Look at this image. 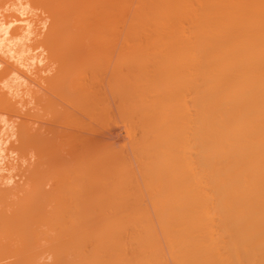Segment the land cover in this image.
<instances>
[{
  "label": "bare ground",
  "instance_id": "obj_1",
  "mask_svg": "<svg viewBox=\"0 0 264 264\" xmlns=\"http://www.w3.org/2000/svg\"><path fill=\"white\" fill-rule=\"evenodd\" d=\"M77 1L0 0V264H264V0Z\"/></svg>",
  "mask_w": 264,
  "mask_h": 264
},
{
  "label": "rangeland",
  "instance_id": "obj_2",
  "mask_svg": "<svg viewBox=\"0 0 264 264\" xmlns=\"http://www.w3.org/2000/svg\"><path fill=\"white\" fill-rule=\"evenodd\" d=\"M69 1V0H68ZM75 2H77V4H81L83 1L82 0H79V2L80 1H82V2H80V3H78V1L77 0H74ZM85 1H87V0H85ZM93 1H96V0H93ZM119 2H120V6H119V12L120 13H117V15H118V17H117V15H115L116 17H117V19H115L116 21L118 20V21H132L133 20V17L132 16H134V12H136V8L139 6V5H141L140 3H141V1H143V0H132V2H131V0H130V4H128L129 2H127V1H129V0H123V3H122V5H121V1L120 0H118ZM126 1V4L127 5H129V6H126L125 7V5H124V2ZM72 2V1H71ZM88 2V1H87ZM89 2L91 3V0H89ZM88 2V3H89ZM83 3H85V2H83ZM67 4H69V3H67ZM72 5H71V8H73V3H71ZM93 6L95 7L96 5H98L96 2L94 3L93 2ZM142 4H143V2H142ZM75 5V7L73 8V9H75L76 8V10H78L77 12H76V10H73V9H71V11H74V12H76L75 14L73 13V16L74 15H76V17H77V14H79V13H81V11H82V8H83V10L85 9V7H87V6H89V5H91V7H92V4H84L83 6H79V5H77L76 6V4H74ZM99 6V5H98ZM98 6H96V8H98ZM134 6V7H133ZM137 6V7H136ZM77 7H79V8H77ZM82 7V8H81ZM93 7V8H94ZM121 7V8H120ZM92 8V10L93 11H95V12H97V10L98 9H93ZM81 11H80V10ZM87 9V8H86ZM121 9V10H120ZM91 10V11H92ZM85 11H87V10H85ZM89 11V10H88ZM122 11V12H121ZM94 12V13H95ZM98 13V12H97ZM91 14V13H90ZM90 14H88L87 13V15H88V18H87V16H85V18H87V21H92L93 19H94V16L95 15H97V14H94V15H92V17L90 16L89 17V15ZM93 14V13H92ZM121 14V15H120ZM120 16V17H119ZM126 16H128L127 18H125ZM76 17H74V18H76ZM98 17V16H97ZM109 19V21H111V19H113V17L112 18H108ZM107 19V20H108ZM113 19V20H114ZM123 19V20H122ZM42 48V47H41ZM43 49V48H42ZM96 52L97 53H99V57L102 59H104L105 61H107L109 58H111L112 60L113 59H115L116 58V56H117V53H112L111 54V51H101V52H99V51H95V52H90V51H88V52H86L85 50L81 53V54H78V57H77V61H81V60H84V59H93V57H94V55L96 54ZM103 56V57H102ZM119 56H120V60L121 59H125V58H127L128 56H126V55H118V59H119ZM68 57H69V53H66V54H64L61 58L63 59V60H66V59H68ZM54 66H56V65H54ZM83 69V68H82ZM52 71V70H51ZM51 71H46V72H43V73H41V75L42 74H44V77H45V74L46 75H48V74H52V72ZM43 76V75H42ZM42 82H43V80H42ZM33 89H35V87L33 86ZM37 90V89H36ZM57 101H60V99L59 98H57L55 95L53 96ZM25 98H27L26 96H25ZM28 99V98H27ZM29 107V106H28ZM30 107H31V105H30ZM6 114V116H9V117H12V118H14V114H12V113H5ZM16 116V115H15ZM17 117V116H16ZM15 117V118H16ZM122 127V128H121ZM123 127H126L125 126V124L123 123V122H120V127H118V129H117V127H115L116 129V133H118V137L117 138H119L117 141H119L120 142V144H121V142H123V141H125L126 139H127V141H128V136H126L125 137V134L124 133H126V128H123ZM107 128H109V125L107 126ZM107 128L105 129V131L107 130ZM106 133H108L107 131H106ZM120 133V134H119ZM108 135H109V133L107 134V136L106 135H104V137L106 136L107 138H115V137H108ZM111 135V134H110ZM109 135V136H110ZM123 135H124V137H123ZM126 135H128L127 133H126ZM120 136V137H119ZM121 137H123L122 139H123V141H122V139H121ZM107 138H104L105 139V141L104 142H108V141H110V139L109 140H106ZM113 140V139H112ZM64 141V143H65V140H63ZM127 141H125V142H127ZM64 143H63V145H64ZM124 143V142H123ZM65 145H66V143H65ZM62 146V145H61ZM60 146V147H61ZM59 147V148H60ZM56 149H57V147H56ZM65 149H66V151H67V148L65 147ZM59 149H57L56 151H58ZM63 151H65V150H63ZM56 153V152H55ZM59 154V153H58ZM62 154V153H61ZM54 155H57V154H54ZM53 158H55V157H53ZM56 159L57 158H55V161L53 162V160H52V163H51V165L50 166H52V167H50V168H52V171H53V168H54V170H57L58 168L60 169L61 168V166H59V164H58V162L56 161ZM60 163V165H61V161L59 162ZM26 163H24V165H25ZM53 164H56L57 165V167H56V165H55V167H54V165ZM63 163H62V169H63ZM57 168V169H56ZM58 169V170H59ZM60 171H61V169H60ZM59 171V172H60ZM60 173H62V171L60 172ZM60 173H54V176H57L58 174H60ZM19 178L18 177H16V180H18ZM54 178H52V180H53ZM55 180V179H54ZM49 184V183H48ZM47 184V185H48ZM47 185H46V187H47Z\"/></svg>",
  "mask_w": 264,
  "mask_h": 264
}]
</instances>
